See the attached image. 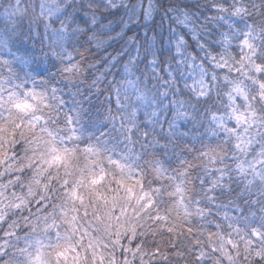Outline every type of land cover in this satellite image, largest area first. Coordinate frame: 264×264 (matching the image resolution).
Listing matches in <instances>:
<instances>
[{
  "label": "clouds",
  "instance_id": "9594fccd",
  "mask_svg": "<svg viewBox=\"0 0 264 264\" xmlns=\"http://www.w3.org/2000/svg\"><path fill=\"white\" fill-rule=\"evenodd\" d=\"M0 264H264V0H0Z\"/></svg>",
  "mask_w": 264,
  "mask_h": 264
}]
</instances>
